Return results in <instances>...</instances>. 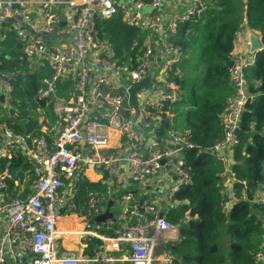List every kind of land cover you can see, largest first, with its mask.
<instances>
[{
    "label": "built area",
    "instance_id": "obj_1",
    "mask_svg": "<svg viewBox=\"0 0 264 264\" xmlns=\"http://www.w3.org/2000/svg\"><path fill=\"white\" fill-rule=\"evenodd\" d=\"M163 3L0 0V31L13 25L29 69L46 70L45 86L39 90L45 104L37 108V121L42 133L53 128L48 133L55 134L49 141L44 135L16 133L0 115V264H172L166 246L178 238V226L169 222L165 213L189 204L188 199H176L175 194L191 182L183 151L198 146L190 141L188 129L172 124V106L182 99V91L170 74L183 51L171 38L180 22H197L207 3L177 0L178 7L169 11L163 10ZM34 8L40 12L38 22L33 19ZM120 10L124 22L141 29L139 55L133 65L120 63L108 41L95 36L96 20L109 19ZM243 32H255L260 39L259 32L244 22L238 34ZM248 51L233 53L227 69L232 95L219 115L222 137L206 150L222 164L220 176L228 191L222 204L226 208L237 200L231 190L235 179L231 152L239 142L245 105L253 97L245 73L254 65L256 53ZM148 75L151 84L136 92L135 111L128 91ZM9 78L0 69L2 108L13 89ZM68 79L70 89L58 93ZM49 104L54 124L46 111ZM166 121V131L160 136ZM112 131L118 137L116 145L111 144ZM19 155L28 164L23 176L12 172V160ZM87 169L108 172L123 187L118 214L114 215L118 226L113 220L95 221L103 207L100 194L90 190L77 215L81 225L60 230V218L75 209V181L85 176ZM154 176L158 177V190L149 199L136 198L130 184L137 183L144 190ZM253 200L264 206V189ZM261 219L264 227V211ZM62 233L80 239L85 252L58 247ZM89 238L99 240L98 245L89 249ZM253 260L264 264V234Z\"/></svg>",
    "mask_w": 264,
    "mask_h": 264
},
{
    "label": "trees",
    "instance_id": "obj_2",
    "mask_svg": "<svg viewBox=\"0 0 264 264\" xmlns=\"http://www.w3.org/2000/svg\"><path fill=\"white\" fill-rule=\"evenodd\" d=\"M204 1L207 9L197 22H180L171 38L183 51L181 61L170 74L182 91V99L172 106L175 111L172 124L188 129L190 141L198 147L183 151L191 182L181 187L175 198H186L189 204L165 213L166 219L178 226V238L168 243L166 250L173 256L172 264H254V253L264 234L261 219L264 206L253 200L257 192L264 189V47L256 52L254 65L245 73L246 87L253 97L245 105L239 142L231 152V169L235 175L231 190L237 200L229 208L222 204L228 195L220 176L222 164L206 150L222 137L219 115L232 95L227 69L232 63L236 37L243 22L259 32L264 44V0ZM122 14L120 10L109 19L98 18L95 36L108 41L120 63L133 65L139 55L141 29L124 22ZM193 33L201 37L197 60L203 59V70L198 79L180 76L188 46L186 40ZM0 69L10 75L13 86L8 111L1 119L16 133L44 135L51 141L50 135L40 131L37 121V108L45 104L44 98H39V90L45 86L46 70L42 67L30 70L19 46L8 56L0 53ZM71 86V80L64 81L58 93L63 95ZM50 106L46 111L54 123ZM165 131L163 124L159 135L163 136ZM12 163L13 173L21 164V169L28 167L22 155ZM112 177L105 172L103 179L96 182L80 176L75 181L76 192L72 197L74 211L80 213L84 209L90 190L100 194L101 206L106 207L109 198L102 194L109 192L106 183ZM120 194L121 190L114 194V199ZM112 223L118 226L116 221ZM98 243L99 240L89 238V249Z\"/></svg>",
    "mask_w": 264,
    "mask_h": 264
},
{
    "label": "crops",
    "instance_id": "obj_3",
    "mask_svg": "<svg viewBox=\"0 0 264 264\" xmlns=\"http://www.w3.org/2000/svg\"><path fill=\"white\" fill-rule=\"evenodd\" d=\"M175 7H178L177 0H164L163 7H162L164 11H169ZM33 19L37 22L41 19L40 18V12L37 8H34ZM16 46H18V43H17V40L15 38V30H14L13 25H11V24L5 25L2 28V30L0 31V53L8 56V55H10L11 51L16 48ZM248 49H249L248 34H246L244 32L241 34H237L233 53L245 52ZM51 129H53V128H49L47 130L46 134L50 135L53 138L55 135L54 132L50 131L48 133V131ZM117 139H118L117 134L114 131H112L111 144L116 145L118 143ZM21 167H22V164L20 166L16 167V169L14 171L15 175L23 176V174H22L23 169H21ZM121 167H122V169H125V164H121ZM20 171H21V173L18 174V172H20ZM104 173L105 172H103L100 169H97V170L87 169L85 171V177L88 178L90 181H96L97 182V181H100L103 179ZM26 175H27V173L24 174L25 177H26ZM114 177H112V179L107 180L106 184L109 187L108 188L109 192H105L102 195L103 196L106 195V196H108L107 198H109V200L110 199L112 200V204H111V207L109 209L115 213V210L113 209V207H115V205H116L115 209L118 212V209L120 207V199H119V197L118 198L116 197L114 199L113 196H114V194H117L123 187H120L121 184L117 180H115ZM157 179H158L157 176H154L153 178H151V180L149 181V185L145 186L144 190L141 187L139 188V185H137V183L132 182L130 184V187L133 188L132 191L135 194V197L138 198L139 200L146 199V198L149 199L151 197L150 194L153 193V191L155 190V186L158 185ZM116 183H119L117 188H115ZM261 193H262V190L257 192L256 195H260ZM144 194H146V195H144ZM105 208L103 207L102 211H104ZM77 215H79V213H77L76 211H73V212L69 211L68 214L62 216L58 222V229L64 230V229H67L68 226H71V227L80 226L82 222H81L80 218L77 217ZM63 218H68L69 220L64 221ZM57 244H58V247H60V248H73V249L77 250L78 252H81L82 250L85 252V249H83L81 246L82 245L81 240L76 239L73 235H70V234L62 233V236L59 237Z\"/></svg>",
    "mask_w": 264,
    "mask_h": 264
},
{
    "label": "rangeland",
    "instance_id": "obj_4",
    "mask_svg": "<svg viewBox=\"0 0 264 264\" xmlns=\"http://www.w3.org/2000/svg\"><path fill=\"white\" fill-rule=\"evenodd\" d=\"M119 1V0H117ZM198 37V38H197ZM201 37L196 35V33L192 34L191 38H187L186 42L188 44L186 52H185V56H184V61H183V66L181 68V75L180 76H186L187 78H195L198 79V76L201 74L203 68H202V61L203 59H199V61L197 60L199 57V51H200V44L198 43ZM248 50H246L243 53H246ZM249 53V51H248ZM195 66V67H194ZM194 67V68H193ZM184 73V74H183ZM180 74V73H179ZM142 94H138L137 97L139 99H141ZM3 106H0V115H2L3 113L6 114L8 111V107L9 105L7 104L4 108H2ZM36 114V112H35ZM137 130H139L136 127ZM119 183H116L115 188L118 187ZM111 189V188H110ZM155 190H158V186H155ZM116 207V205H115ZM115 207H113V209L115 210V215L118 214L117 210L115 209ZM105 208V207H104Z\"/></svg>",
    "mask_w": 264,
    "mask_h": 264
},
{
    "label": "water",
    "instance_id": "obj_5",
    "mask_svg": "<svg viewBox=\"0 0 264 264\" xmlns=\"http://www.w3.org/2000/svg\"><path fill=\"white\" fill-rule=\"evenodd\" d=\"M249 39V51L250 52H257L261 49V40L258 38L257 34L255 32H250L248 34ZM151 84L150 76L148 75L144 80H142L137 85L131 87L128 91L129 96V103L131 106L137 111V99H136V92L140 91L142 88H148ZM1 100H3V96H1ZM165 127L168 125V121L165 122ZM240 132V129L238 130V133ZM112 204V200H108L107 206L104 211H102L100 214L96 215L95 221L96 222H104L106 220H115L114 212H112L109 208Z\"/></svg>",
    "mask_w": 264,
    "mask_h": 264
},
{
    "label": "bare ground",
    "instance_id": "obj_6",
    "mask_svg": "<svg viewBox=\"0 0 264 264\" xmlns=\"http://www.w3.org/2000/svg\"><path fill=\"white\" fill-rule=\"evenodd\" d=\"M63 220L66 221V220H69V219H68V218H63ZM66 225H67V224H66ZM69 227H71V226H69Z\"/></svg>",
    "mask_w": 264,
    "mask_h": 264
}]
</instances>
